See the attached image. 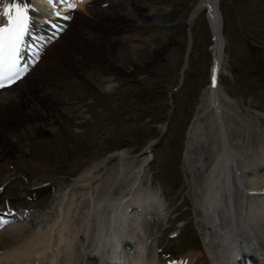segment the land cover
<instances>
[{"label":"bare ground","instance_id":"6f19581e","mask_svg":"<svg viewBox=\"0 0 264 264\" xmlns=\"http://www.w3.org/2000/svg\"><path fill=\"white\" fill-rule=\"evenodd\" d=\"M220 1L198 0L185 23L189 29L192 20L203 13L215 41L210 44V80L199 95L184 160L192 168L205 166L207 170L199 190L202 196L199 208L205 227L202 241L210 264H235L238 252L255 264H264V125L246 119L220 86L224 52ZM30 3L35 10L30 13L32 37L27 40L31 45L38 37L35 46L41 52L21 80L0 90V150L7 154L15 153V145L5 135L6 130L19 128L43 135L50 131L44 117L82 114L69 95L55 90L52 81L75 74L94 87L109 89L111 80L106 82L93 70L94 63L119 66L121 59L130 57L135 67L139 49L135 35L123 32L112 38V33L121 25L131 24L136 30L142 23L159 20L152 12L141 13L131 5L115 8L116 0H76V10H68L60 3L53 8L47 0H30ZM58 11L70 14L56 19L55 15L47 17ZM83 11L88 12L87 18L81 15ZM214 15L216 20L212 22ZM54 26L61 32L53 29ZM219 29L221 37L217 39ZM191 46L192 38L184 52V61L188 60ZM217 48L220 50L213 86V56ZM33 50H25L24 63L27 57L33 58ZM47 56L49 61L44 63ZM125 73L129 74L130 70ZM151 147L146 146L134 171L127 172L128 163L140 155L129 150L116 152L83 169L72 183L65 184L55 220L43 229H34L23 244L12 246L23 227L1 231L0 264H161L157 252L147 257L145 229L152 213L163 212L161 198L150 189L139 193L133 190L137 193L131 192L132 198L124 193L138 180L140 184L146 162L152 157L147 151ZM11 176L14 175L5 177L0 186ZM21 178L29 186L42 181H33L26 175ZM121 179L125 185H118L119 192L112 198L110 191ZM38 244L43 247H33ZM197 257L187 253L178 262L169 264H193ZM236 264H242L241 258Z\"/></svg>","mask_w":264,"mask_h":264},{"label":"rangeland","instance_id":"374dc122","mask_svg":"<svg viewBox=\"0 0 264 264\" xmlns=\"http://www.w3.org/2000/svg\"><path fill=\"white\" fill-rule=\"evenodd\" d=\"M116 1L115 8L131 5L141 13L152 12L159 20L142 23L136 30L131 24L121 25L112 33V38L123 32L135 35L139 49L135 67L130 57L121 59L119 66L94 63L92 69L106 82L111 80L109 89L94 87L75 74L52 81L55 90L69 95L82 114L44 117L50 131L43 135L19 128L6 130L15 153L0 150V184L8 175L14 176L0 192V209L12 207L26 216L10 218L0 226V232L23 227L22 235L18 234L12 246L23 244L34 229H43L55 220L65 184L72 183L83 169L116 152L129 150L140 155L128 161L127 172L134 171L146 146L160 138L148 152L152 157L146 162L140 184L138 180L124 191L130 197L131 192L150 189L161 198L163 212L152 213L145 224L147 257L157 252L160 263L169 264L192 253L198 256L193 264H210L202 241L205 227L199 208V190L207 170L205 166L192 168L184 160L199 95L210 80L212 37L207 21L200 13L189 29L185 27L198 0ZM219 6L224 37L220 86L246 119L263 126L264 0H221ZM81 15L89 16L85 11ZM190 36L192 46L181 80ZM45 59L44 63L49 61L48 56ZM52 63L49 64L53 69ZM128 70L130 73H125ZM21 175L42 181L29 186ZM121 182L124 180L111 189L112 198L119 192L118 185H125Z\"/></svg>","mask_w":264,"mask_h":264},{"label":"snow or ice","instance_id":"6c2138e0","mask_svg":"<svg viewBox=\"0 0 264 264\" xmlns=\"http://www.w3.org/2000/svg\"><path fill=\"white\" fill-rule=\"evenodd\" d=\"M47 3L53 8L57 3L70 10L76 8V0H47ZM34 10L30 0H0V90L11 87L27 74L29 65L22 62L26 49H34L33 63L39 58L40 48L35 46V40L39 38H34L31 45L27 40L32 37L33 18L30 13ZM53 14L60 15L59 12Z\"/></svg>","mask_w":264,"mask_h":264},{"label":"water","instance_id":"95a60500","mask_svg":"<svg viewBox=\"0 0 264 264\" xmlns=\"http://www.w3.org/2000/svg\"><path fill=\"white\" fill-rule=\"evenodd\" d=\"M212 20V22H214L216 19H215V15H214V17L211 19ZM219 37H221V32H220V29L219 30H217V39L219 38ZM214 38H215V36L213 37V41H215L214 40ZM189 42H190V40H189ZM222 45V44H221ZM221 48V47H220ZM220 50V49H219ZM219 50H218V48H217V51H215V54H214V56H213V58H214V68L213 69H215L217 66V56L219 55ZM186 66H187V61H186V59H185V61H184V65H183V67H182V69H181V80H182V77L184 76V70L186 69ZM182 83H181V81H180V84L179 85H181ZM159 140V138L158 139H156L153 143H150V144H148V146H152V147H155L156 146V143H157V141ZM152 147L150 148V150L152 149ZM145 151V150H144Z\"/></svg>","mask_w":264,"mask_h":264}]
</instances>
